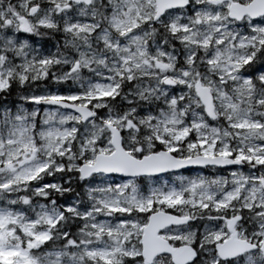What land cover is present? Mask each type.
I'll list each match as a JSON object with an SVG mask.
<instances>
[{"label":"snow or ice","instance_id":"snow-or-ice-1","mask_svg":"<svg viewBox=\"0 0 264 264\" xmlns=\"http://www.w3.org/2000/svg\"><path fill=\"white\" fill-rule=\"evenodd\" d=\"M13 94L0 264H264V0H0Z\"/></svg>","mask_w":264,"mask_h":264},{"label":"rangeland","instance_id":"rangeland-1","mask_svg":"<svg viewBox=\"0 0 264 264\" xmlns=\"http://www.w3.org/2000/svg\"><path fill=\"white\" fill-rule=\"evenodd\" d=\"M45 39H43V38H36V37H31V39L32 40H35V41H37V42H41V43H44V46L45 47H48L49 46V44L47 45L46 43H45V40L46 39H48V37H44ZM17 100V96H16V94H13L11 97H9L8 99H7V101H5V99H4V97L3 96H0V103H11L12 101H16ZM27 106V105H26ZM199 171H201V170H191V171H185L184 172V174L185 175H193V176H195V175H197V173L199 172ZM209 173V171H207V170H203V174H208Z\"/></svg>","mask_w":264,"mask_h":264},{"label":"water","instance_id":"water-1","mask_svg":"<svg viewBox=\"0 0 264 264\" xmlns=\"http://www.w3.org/2000/svg\"><path fill=\"white\" fill-rule=\"evenodd\" d=\"M191 169H198V168H196L195 166H191V167H189L188 170H191ZM188 170H186V171H188Z\"/></svg>","mask_w":264,"mask_h":264},{"label":"trees","instance_id":"trees-1","mask_svg":"<svg viewBox=\"0 0 264 264\" xmlns=\"http://www.w3.org/2000/svg\"><path fill=\"white\" fill-rule=\"evenodd\" d=\"M43 39H45V38H43ZM48 40H49V38L45 40V43H46L47 45H48V43H47Z\"/></svg>","mask_w":264,"mask_h":264},{"label":"flooded vegetation","instance_id":"flooded-vegetation-1","mask_svg":"<svg viewBox=\"0 0 264 264\" xmlns=\"http://www.w3.org/2000/svg\"><path fill=\"white\" fill-rule=\"evenodd\" d=\"M13 2H15V0H13ZM205 170L209 171L208 169H205ZM222 174H223V173H222Z\"/></svg>","mask_w":264,"mask_h":264}]
</instances>
